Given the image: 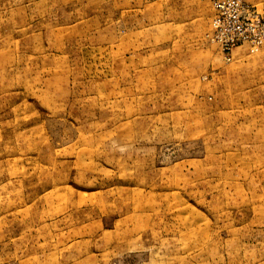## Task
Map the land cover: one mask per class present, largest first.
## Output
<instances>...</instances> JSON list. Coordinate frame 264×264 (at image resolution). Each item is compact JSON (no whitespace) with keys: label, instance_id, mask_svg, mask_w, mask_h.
<instances>
[{"label":"rangeland","instance_id":"374dc122","mask_svg":"<svg viewBox=\"0 0 264 264\" xmlns=\"http://www.w3.org/2000/svg\"><path fill=\"white\" fill-rule=\"evenodd\" d=\"M213 2L0 0V264H264V43Z\"/></svg>","mask_w":264,"mask_h":264},{"label":"built area","instance_id":"2783aa9c","mask_svg":"<svg viewBox=\"0 0 264 264\" xmlns=\"http://www.w3.org/2000/svg\"><path fill=\"white\" fill-rule=\"evenodd\" d=\"M210 38L230 59L235 48L247 44L257 47L264 43V16L248 8L241 0H214Z\"/></svg>","mask_w":264,"mask_h":264}]
</instances>
